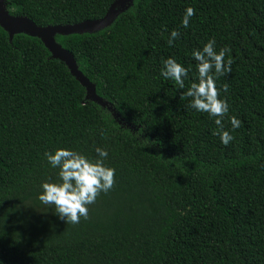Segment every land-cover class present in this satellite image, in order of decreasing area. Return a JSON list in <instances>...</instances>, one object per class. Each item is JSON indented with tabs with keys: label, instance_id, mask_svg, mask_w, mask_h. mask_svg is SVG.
I'll list each match as a JSON object with an SVG mask.
<instances>
[{
	"label": "trees",
	"instance_id": "16d2710c",
	"mask_svg": "<svg viewBox=\"0 0 264 264\" xmlns=\"http://www.w3.org/2000/svg\"><path fill=\"white\" fill-rule=\"evenodd\" d=\"M115 1L9 0L7 10L54 27L100 20ZM209 39L232 59L216 81L227 145L215 118L160 75L175 58L191 68L186 89L191 52ZM56 41L118 117L40 39L0 27V264H264V0H134L109 28ZM59 146L89 157L106 147L115 168L78 224L37 199L58 178L43 153Z\"/></svg>",
	"mask_w": 264,
	"mask_h": 264
},
{
	"label": "clouds",
	"instance_id": "9594fccd",
	"mask_svg": "<svg viewBox=\"0 0 264 264\" xmlns=\"http://www.w3.org/2000/svg\"><path fill=\"white\" fill-rule=\"evenodd\" d=\"M195 14L192 7H187L182 18V25L189 26L190 18ZM179 33L172 30L168 44L172 45ZM229 49H217L216 41L209 39L201 48L193 49L192 58L196 61V77L185 89V80L189 77L190 67L169 56L162 60L160 75L184 90L183 96L190 98L188 106L197 112L214 117L213 135H218L222 144L227 145L234 139L225 128L224 117L229 113L227 99L221 97L216 81L219 76L232 71V59L226 58ZM227 92V85L223 86ZM232 129L240 126L241 121L235 116H228ZM137 132L135 137H139ZM103 135V132L101 133ZM147 139L139 140L144 141ZM148 141V140H147ZM95 156L89 157L73 148L59 146L43 153L48 165L58 169L56 180L47 179L40 184L37 199L42 205L54 210V214L66 224H78L88 218V206L93 204L98 195L108 192L114 185L115 168L107 163L109 151L106 147L96 146Z\"/></svg>",
	"mask_w": 264,
	"mask_h": 264
},
{
	"label": "water",
	"instance_id": "95a60500",
	"mask_svg": "<svg viewBox=\"0 0 264 264\" xmlns=\"http://www.w3.org/2000/svg\"><path fill=\"white\" fill-rule=\"evenodd\" d=\"M8 1L0 0V27L9 34L10 40L18 34L40 39L52 54V58L64 62L71 74L86 88L87 98L112 112L115 118L118 117L112 105L97 95L96 86L79 71L74 56L56 41V36L93 34L105 30L114 23L120 14L128 10L134 0H116L106 16L100 20L54 27H40L27 17L12 16L7 10Z\"/></svg>",
	"mask_w": 264,
	"mask_h": 264
}]
</instances>
